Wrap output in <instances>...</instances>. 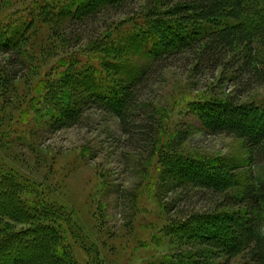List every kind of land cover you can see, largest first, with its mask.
Instances as JSON below:
<instances>
[{
  "label": "rangeland",
  "instance_id": "374dc122",
  "mask_svg": "<svg viewBox=\"0 0 264 264\" xmlns=\"http://www.w3.org/2000/svg\"><path fill=\"white\" fill-rule=\"evenodd\" d=\"M93 1L0 0V42L17 43L27 66L10 84L4 72L11 70V55H0V194L34 211L39 199L47 217L60 212L49 224L57 235L55 250H64L70 264H184L196 246L188 239L206 228L191 217L214 212L220 199L192 185L165 182L163 172L183 157L207 166L214 182L229 190L236 183L227 180L226 166L237 168L240 184L248 172L258 173L240 140L209 135L196 117L198 100L226 97L234 86L209 74L196 76L193 56L185 53L168 67L156 66L139 92V103L157 113L153 143L125 135L119 120L96 106L84 108L77 124L58 127L69 100L88 98L87 89L121 98L161 48L148 0L69 27L73 14ZM100 36L107 38L94 45ZM241 103L264 109V86ZM16 178L19 183L9 182ZM25 229L34 236V229L0 217V256L12 251L5 245L9 236L2 242L5 232ZM22 234L28 243L27 231ZM31 244L28 253H44ZM59 260L36 264H65ZM229 264L253 263L242 254Z\"/></svg>",
  "mask_w": 264,
  "mask_h": 264
},
{
  "label": "trees",
  "instance_id": "16d2710c",
  "mask_svg": "<svg viewBox=\"0 0 264 264\" xmlns=\"http://www.w3.org/2000/svg\"><path fill=\"white\" fill-rule=\"evenodd\" d=\"M148 1L155 12L152 29L158 32L161 46L155 52L153 62L140 69L135 78L129 81L120 92L121 98L110 100L89 89L88 98H71L58 127L77 124L84 108L96 106L115 116L125 135L153 143L160 129L157 126V113L154 107L139 103V92L146 86L151 72L156 71V66L168 67L170 59L185 53L192 55L193 73L196 76L209 74L222 84L231 81L235 89L234 93L223 98L213 96L198 100L195 108L198 121L209 135H225L240 140L249 154V167L258 173L255 176L248 172L240 184L237 168L226 166L224 173L227 180L236 183L235 188L229 190L214 182L213 173L207 170V166L183 157L176 158L172 161L176 164L163 172L165 182L181 187L192 185L210 191L220 199L214 212L191 217L194 223L200 220L206 228L203 234L188 239L196 246L184 264H229L242 254H246L253 264H264V109L241 103L256 87L264 86V0ZM135 2L137 0L90 2L83 6L82 11L73 14L68 26H82L109 11L121 13L126 4ZM106 38L100 36L92 43L101 45ZM0 55H11L8 58L11 70L5 71L4 76L5 81L12 84L21 78V70L18 69H26V63L17 43L0 42ZM212 88L216 91L218 85L213 84ZM140 117L143 121L138 120ZM179 139L181 141V136ZM18 180L9 179V182L17 184L20 182ZM9 190L15 194L14 186H9ZM36 200L34 211L33 206L23 200H17L16 204L0 194V217L34 229L32 237H28V228L13 232L11 236L5 232V237H10L5 245L12 251L0 256V264H36L38 260L49 263L50 260L58 261L59 257L60 263L70 264L68 259L63 258L66 254L64 250H55L57 235L49 224V221L53 223L50 218L60 212H49L47 217L38 208L45 204ZM210 225L213 228L209 229ZM26 231L28 243L22 237ZM31 240L39 249H45L44 253L39 256L28 253L26 247L32 245ZM13 242L18 246H14ZM13 250L23 254L14 256ZM13 256L15 259L11 258Z\"/></svg>",
  "mask_w": 264,
  "mask_h": 264
}]
</instances>
